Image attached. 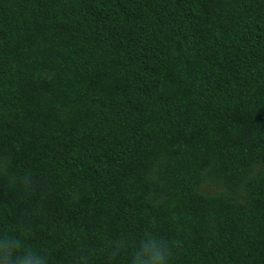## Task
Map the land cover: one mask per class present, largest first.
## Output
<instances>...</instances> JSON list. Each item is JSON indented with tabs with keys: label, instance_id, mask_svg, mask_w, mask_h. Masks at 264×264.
Segmentation results:
<instances>
[{
	"label": "trees",
	"instance_id": "obj_1",
	"mask_svg": "<svg viewBox=\"0 0 264 264\" xmlns=\"http://www.w3.org/2000/svg\"><path fill=\"white\" fill-rule=\"evenodd\" d=\"M49 264H264V0H0V233Z\"/></svg>",
	"mask_w": 264,
	"mask_h": 264
},
{
	"label": "clouds",
	"instance_id": "obj_2",
	"mask_svg": "<svg viewBox=\"0 0 264 264\" xmlns=\"http://www.w3.org/2000/svg\"><path fill=\"white\" fill-rule=\"evenodd\" d=\"M16 232L0 233V264H49L46 254L26 244V230L22 236ZM116 251L127 253L125 264H171L173 255L169 242L147 229L138 233L135 241L122 239Z\"/></svg>",
	"mask_w": 264,
	"mask_h": 264
}]
</instances>
